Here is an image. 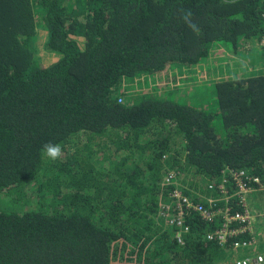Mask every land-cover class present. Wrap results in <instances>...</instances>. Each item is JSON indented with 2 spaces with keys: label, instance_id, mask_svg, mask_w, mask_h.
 <instances>
[{
  "label": "trees",
  "instance_id": "obj_1",
  "mask_svg": "<svg viewBox=\"0 0 264 264\" xmlns=\"http://www.w3.org/2000/svg\"><path fill=\"white\" fill-rule=\"evenodd\" d=\"M262 55L264 0H0V264H236L231 242L207 238L222 219L193 212L179 241L164 180L179 173L196 199L189 182L263 184ZM216 56L227 79L211 81V108L123 88L177 90ZM248 238L261 236L231 241Z\"/></svg>",
  "mask_w": 264,
  "mask_h": 264
},
{
  "label": "built area",
  "instance_id": "obj_2",
  "mask_svg": "<svg viewBox=\"0 0 264 264\" xmlns=\"http://www.w3.org/2000/svg\"><path fill=\"white\" fill-rule=\"evenodd\" d=\"M225 172V171H224ZM237 187L233 191L228 187V179L223 176L220 184L213 182L204 186L206 190H218L219 195L213 193L204 197L198 196V199L185 192V186L180 182L179 173L170 171L165 177L164 185L167 193L164 196L161 211L166 225L176 229V237L180 242H184L185 235L191 230L187 222V216L193 212L198 213L206 220L214 218L222 219L219 228L208 234L207 238L216 241L221 246H226L231 242V249L236 264H264V251L259 249V245L264 243V237L260 240L248 238L247 240H233L240 233H255V222L260 220L259 216L263 214L264 205L261 204L258 212H255V204L258 202L259 192L264 191V182L260 187L255 183L260 182L251 171H242L233 173ZM174 185L172 188L171 186ZM176 186V187H175ZM187 188V187H186ZM188 189V188H187ZM189 190V189H188ZM235 206L230 205V201ZM225 205L221 206L220 203ZM241 207V210L235 209ZM264 216V215H263ZM264 229V219L261 220ZM243 223L241 227H231V223ZM251 239V240H250Z\"/></svg>",
  "mask_w": 264,
  "mask_h": 264
},
{
  "label": "rangeland",
  "instance_id": "obj_3",
  "mask_svg": "<svg viewBox=\"0 0 264 264\" xmlns=\"http://www.w3.org/2000/svg\"><path fill=\"white\" fill-rule=\"evenodd\" d=\"M33 40L36 44L38 43V47L41 48L42 44H43L42 32L39 31V33L37 34V36ZM217 50L218 49L213 50L211 52V55H212V53L216 54L215 51H217ZM256 56H258V54ZM262 57L264 58V55H262ZM257 59L258 58H256V60ZM245 61L246 60L241 59V63H244ZM49 62H51V61H49ZM251 63H252V60H251ZM225 67H226V60L225 59H221V58L216 56L215 61H213V59L211 58L210 63L207 62L205 69H203V72H200L198 74H193V75L191 74L189 76L191 78L190 83H187L185 85H183V84L180 85L177 90H176V88L175 89H169V86L163 87L162 89H155L154 87H152L149 84L143 85L141 83L143 81H141V82L138 81L137 84H135V87L132 89L131 88L129 89L127 87L128 85H131V83L127 84L128 82H126V86H123V88H125L128 91L127 97L130 101H136L137 98L142 93L146 94L147 96H149V95L157 96L158 94L163 96L164 95L163 93H165L168 96H174L176 99H179L180 102L193 103L196 106L197 105H209L211 108L215 105L214 97H212V95H210V91L214 87L215 83L211 84V81L212 80L221 81V80L227 79L226 78L227 76L223 75L224 74L223 70L225 69ZM263 67L264 66H261L260 70H262ZM212 74H216V75L213 76ZM209 83H210V85H209ZM171 90H176V92L171 91ZM219 123H220V121H218L217 126L220 129L221 125ZM105 141H106V138H103V139L97 138V140H94V141L88 140L86 143H84L83 140L81 141L80 139H77V141H75L73 144H70V146L73 147L74 149L80 148V147L81 148L83 147L84 149H91L94 147L97 150L98 144L104 143ZM96 144H97V146H96ZM84 165H85V167H87L86 162H84ZM186 187L194 195H198L200 197H204L208 194V193H205V191L203 193V189H205L204 187H201V185L196 186L192 182H189ZM257 198H259V199L257 200L258 202L255 204V206L258 209V208H260L261 204L264 205V191L259 192ZM6 199H7V197H6ZM255 228H256V231L259 233V235L261 237H264L263 223L261 220H258L255 222ZM259 249L261 251H264V243H261L259 245ZM232 257H233V255H232Z\"/></svg>",
  "mask_w": 264,
  "mask_h": 264
},
{
  "label": "clouds",
  "instance_id": "obj_4",
  "mask_svg": "<svg viewBox=\"0 0 264 264\" xmlns=\"http://www.w3.org/2000/svg\"><path fill=\"white\" fill-rule=\"evenodd\" d=\"M191 15H192L191 12H186V13L184 14L183 19H184L186 22L189 23V27H191L193 31H197V32H198L199 29H198L197 25L194 24V23H191V22H190ZM92 149H96V148L93 147ZM41 152H42V154H43L45 157H47L48 159L55 161V160H57V159L61 156V154H62V146H61L60 144H58V143H56V144L48 143V144L44 145V147L41 149ZM182 186H183V185H182ZM261 202H262V201H261Z\"/></svg>",
  "mask_w": 264,
  "mask_h": 264
}]
</instances>
